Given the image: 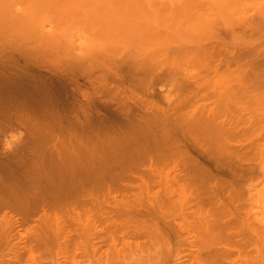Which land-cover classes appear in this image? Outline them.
<instances>
[{
  "label": "rangeland",
  "instance_id": "374dc122",
  "mask_svg": "<svg viewBox=\"0 0 264 264\" xmlns=\"http://www.w3.org/2000/svg\"><path fill=\"white\" fill-rule=\"evenodd\" d=\"M7 1H9V0H7ZM13 1L14 2H12V0H11V4L15 3V5H13V7H11V10L13 8V9H15L14 11L19 10V8H20V10H22V8L25 9L28 6H29L28 10H30L31 7L34 9V8L40 6L39 8H42V9H40V10H39V8L36 9L37 12L40 13V11L43 10V7H46V8L49 7L50 8V4H51L52 7L57 11V13H56V11L53 12L52 8L51 9L48 8V12H51V13L47 14L44 11L45 15H44V13L41 12L40 13L41 16H40L39 14H37V12L35 13V10H34L33 14H37V15H35L37 17L36 18L33 14H31L32 12L31 13L29 12L30 15H33L34 17L30 16L29 18L32 17L31 21H29L30 20L29 19L28 25L25 26L26 28L23 27L24 29L21 28L22 30L20 31V32L24 31L23 34H26L28 36H24L22 33L20 35V33H19V37L17 40L16 37L18 35L14 36V34H11V33H13V30H12V32L8 31L9 35L11 34L10 35L11 38L10 39L4 38L3 39L4 42H7L8 40H9L8 42H10V41L13 42V39H12V37H13V38H16L15 39L16 42L14 40L15 43H17V44L20 43L21 45L25 46V48H27V49H29V47H30V49L36 50L35 46H33L36 44V42L34 44H33V42L38 41V40H36L37 38H35V35L34 36H31V35H33L37 31H39V29H40V31L43 30V29H41L43 27L44 32L49 31V32L53 33L57 30V34L59 31L63 33V35H61L59 32V34L61 36H63L62 38L60 36V38L62 40L59 38L60 39V43H59L60 45H61V41L64 40L65 43L72 41V44L80 46V47H84L83 43H85V42L87 43V40H89V42L91 41L95 46H97L98 49L97 50L95 49L96 53L103 52L102 50H103L104 46L106 48V51H109V49L112 48L110 51H114V53L115 52L116 53L111 54L109 52H105L106 54L108 53L111 56V59H110L109 55L105 54V57L106 56H108V57L105 58V60H103V63L106 62L107 59L110 60V63L106 62L104 64L105 67H103L100 62H98V63H100V65L95 63V62H97L94 60L96 57L91 56V58H93L92 60L95 61L94 63L97 64V67H100V68H97V70L96 69L93 70L91 72V74L88 75L87 79L100 82L101 78H102L101 77L102 72L106 73L107 70H113V69L117 68V66H120V65L122 66V64H124L122 66L123 70H125V69L127 70V69L135 67L136 65H140L139 67H135V68H137L136 70L135 69L133 70V71L137 72L135 74H138V77H139V78H137V80H135L136 82L127 80L126 75H125L126 80H124L123 82H117L116 80L113 79L112 76H107L108 84L114 90L111 92L112 93L114 92L113 95H115V97H117V94H118L119 95L118 97H120V98L115 99L114 96L113 97L110 96L112 93L111 94L109 93V95L108 94L107 95L110 96L109 98H114L115 101L117 100L116 102H118V99H120L119 101H121V102L123 101V103H122L123 106H127V105H124V103H127V101L130 100V101H128V103L131 102L133 105L132 104H130V105L128 104V105L131 107H134V109H136V110H133V111H135L133 113V115L136 113L139 114V112H142L143 110L141 111V109H142L141 107H146L145 109H147L149 112H150V110L153 112L156 111V114H158V112L160 111L161 114L162 113L164 114V112L168 113L167 110L169 107L170 108L177 107L176 109H178V111H179V109H181L180 108V105H181L183 109H184V107L189 108V109H186L189 111L187 115L185 114V113H187L186 110L183 113V114H185V115H183V119L186 116V118H188V119L185 118L186 120L185 119L184 120L188 121V120H191L189 118H192L193 116L195 118H196V116H198L200 119H202L203 118L202 113H204L205 115L206 114L211 115L210 117H212V114L214 116L215 113H216L215 115H217L218 111H221V112H219V114L217 116L213 117V118H216L218 116L222 117L226 113L229 114L232 111L229 115L230 117L226 116L227 115L226 114V115H224L226 118H224V116H223V118L220 117V118L216 119V121L221 124V120H222V125H221L222 128H223V124L227 125L225 127H227V131L231 134V137L234 133H237L236 136H235V134L233 135V136H235V138L233 137L234 138L233 140H232V138H229L231 140L228 139L229 141H232L230 143L227 140H223V142L222 141L219 142L218 136H217V138L215 137L216 139L211 137L212 139L218 141V143L214 141L216 143V144L214 143V145H216V147L214 146L215 148H213L211 140L208 139L209 135L206 136V139H208V142L211 143V145H210V143H208L209 145L205 144L207 146L206 147L207 149H208V147L210 148V150L212 149V152L209 151L210 155L207 153L210 157L205 155L206 152H208V151H206L207 150L206 148H205L206 152H203V153H205L204 154L205 156H202V157L199 154H198L199 155V157H198V155L193 153L194 151H192L190 149L192 151V153H191V151H190V153L194 154L191 156L197 158L196 160L201 165L203 163L201 168L204 170L206 167V169L203 172H202V170H201V172L199 171L200 173H198V172L196 173L195 171H193L191 168L193 166H195L194 164H192V159H194V158L193 157H192V159L186 158L187 156L185 153H183V154H185V157H184V155H183V157H181V153L178 152L177 150H175L174 149L175 146L172 145L171 147H173L172 148L173 150H171V152L167 151V153H166V155L172 154V156L171 157H169V156L165 157L164 156L165 157L164 158V157H161V156H163V154H162L160 156V159L161 158H163V160L166 158L167 159H166V161L164 160V162L161 161L160 162L161 164L158 163L159 161H156L159 159L158 158L155 160L156 163L153 162L154 166L153 165L151 166V164L149 165L148 161H147V163L145 162L148 165L146 169H145L146 164H145V166L144 165L140 166L142 168H138L139 166L135 167V168H138V170H140V172L139 171L138 172H139V174L142 173V174H140L142 177L137 176V174H138L137 171L133 172L134 173V174H132L133 176H129L128 178H122L123 180L118 179L120 181L115 182V183H113L114 181L112 178L110 179L108 177L112 181L113 186H110L111 185L109 183L110 180L108 182L107 181H101L104 183L106 182L105 183L106 185H102V183H98L99 181L97 179H94V180H97V182H95V183L97 184V187L99 186L98 189H97V187H96V190L94 188L96 186V184L92 183V184H90L92 186H90L86 183L89 186V187H87L85 184V188H87L86 191L84 188L83 192H81V191H79V188H78L77 192H79V193L81 192V193L79 194L75 190V192L77 193L76 197H74V199H72V197H70L73 202L71 200H69L70 198L68 199L69 196H67V199L65 198L66 196L64 197V195H63V197L65 199L63 197L60 198L62 193L63 194L66 193V192L64 193V190L66 191L69 189L68 191H74V189L70 190V189H72L71 188L72 186L68 187L67 189L64 188V190L61 189L62 192L59 190V193L54 192L55 190L54 191L52 190L54 193L60 194L59 198H56L55 200H51L52 198L50 197L51 198L50 199L49 196H47V195L51 196L52 193H50V192H52V191H48L45 188V190H46V192H45V190L43 189L44 185L42 184L41 179H43V183L47 184L48 181H46V180L47 179L50 180L52 178V176L55 175L56 173L54 174L51 172L52 173V174L50 173L51 178L48 177L50 175L47 174V177H48L47 178L45 176L46 174H44V176H43L41 173L42 172L48 173L47 172L48 170L46 172L42 171V170L38 171V169L41 166L40 162L42 160L44 161V159H40V161H37V162H39V164L38 163L35 164L36 166L34 165V163L30 164V162H29V165L27 162L25 165V161L23 160L22 162L24 164L22 163V165H24L25 167L20 165L22 167V169H21L20 167L17 166L18 168H20V169H18V168L16 169L18 172L16 170H14V172H12V174L16 173L15 175L14 174L12 175L11 173L9 175H7L8 173L5 172L6 173L5 174L3 171L0 170V178L1 179L4 178L5 185L7 184V186H11V187H9L11 189L14 186L13 190L15 189V186H18L15 189L17 191V193H19L21 191V189L23 188L22 192L19 193V195L20 196L22 195V197H23L22 200L26 196L27 201L31 203V201H36L35 198H36V195L38 194L37 195L38 198H39V196L40 197L45 196L46 200L50 201V202H48L49 204L44 203L43 207H40L37 205L35 208H33V210H31L32 209L31 207L33 206V204H31V207H29L30 210L27 207L28 205L27 204H26L27 206L25 205L27 207V211L24 209H23L24 211H21L20 207H19V209H15L14 211L13 210L10 211L9 208H7V209H9L7 211H6V209H5V211H4V209L0 210V232L6 230L7 233L11 236V239L13 240V242L19 244V248H20V246L21 247L25 246V249L22 251L23 261L27 260L25 264H30L29 258H31V257L34 258V260H33L34 264H84V263L85 264L86 263L87 264H99L98 261H95L99 256H101L102 264H108V263L109 264H135V263L139 264V263H141V262H139V260L142 261V259H140V256H141V258H142V256H144L143 259H145L146 258L145 256L148 257V255H149L151 258L152 255H154V254L156 255L155 256L156 259H155V257H153V260H152V262L154 264H174L175 259L180 258L181 255H183L182 257H184L182 260L183 261L186 260L184 262V264H187V263L193 264V263H195V260L192 261V259L190 260V257H189L190 261L188 262V257H187L188 254L189 255L190 254L195 255V254H197V250H198V252L201 254V256H203V257L207 256L206 254H208V252L210 251V250H208L210 247L208 248L206 245H208L207 244L208 242L214 241L215 239L217 241L222 242V244H223V245L220 244L221 246L220 245L216 246L217 249L222 248L223 246H226L227 249H228V247H230L229 249L231 252L229 251L228 254H229V257L233 261H235L234 264L235 263L236 264H264V262H263L264 261L263 260L264 259V257H263V255H264V251H263V249H264V246H263L264 245L263 244L264 243V221H263L264 220V213H263L264 212V202H263L264 201V195L262 196V194L264 193V168H263L264 167V67L258 69L259 70L257 73V75L259 76L258 77L257 75L251 74L248 71L249 70L248 66L243 64L244 61L247 62V60L248 61L249 60H251V61L264 60V45H263L264 44V33L262 34V32L259 30L261 33L258 34V32L256 31V33L258 35L255 33H253V34H255V38H258V39H255V38L252 39L254 37V35L248 36V34H247L248 29L246 28L247 33H246V29H244V27H246V25L245 26L239 25L241 22L240 23L238 22L239 24L236 26L235 25L236 23L234 24V22H232L234 24V28L233 27L232 28H233V30H235L232 33H234L236 35H237V33L242 34L243 33L242 31L245 30L244 31L245 36H243V34H242V36H241L242 39H240L241 37L239 35H237L239 41L237 42V40H235L233 38L236 41V42L235 41L233 42V40L231 39L232 38L231 36H233V35L231 34V36H230V33L233 30L230 28L231 22L229 23V21H230L229 19H231V21H234V20H232V18L233 19L236 18V17L234 18L232 16L233 12L229 13L228 15L226 14L225 16H220V17H222L221 19L223 21H225V23L227 24L226 26L224 25V27L220 26L221 23H220V21L218 22V20H217L219 18L216 17L218 15L213 14L212 11L210 13V10H208V11L211 15L210 16L207 15V16H209L210 19L208 17H207L208 19L207 18L201 19V16L203 15V13L205 12L204 15H206L208 12L206 13V11H204V10H207L206 6L203 7L204 12H202V10H201L202 6H204L205 4L204 5H202V3L200 4V0H198L199 2L197 0H183L184 4L178 3V5H176V3H174V2L175 1L178 2L179 0H175V1L173 0L174 2L172 0H130V1L126 0L128 2H133L135 5L133 3L126 2V3H123L124 5L120 6V8L117 7V8H119L118 10L123 11L124 8L127 6H134V7H127L128 9L125 8V10H127L126 12L128 13V14H126L128 17V18H126L127 23L124 22L125 25H127L129 23V21H128V19L130 18L129 16L132 15L128 11L130 9L133 10V8H134L135 10H133V11H136V14L134 12L133 13H134V15H137L138 17L135 18L136 21H134V19L131 18V19H133L132 21L137 23L136 25H139V23L142 22V27H144V28H142L141 25H139V27H141V28H136L137 30L139 29L138 36H145V35L147 36L149 33L151 35V32L154 34L157 31H159L157 33L160 35L156 34L157 36H155V34H154L153 38L149 37L150 42H149V40L147 42V40H146L147 38L146 39L145 38L138 39V36L136 35L133 38L134 42H136V43L132 42V40L127 39L128 36L123 35V36H125V39H127L126 42L128 43V44H126L125 42H123L124 43L123 44V43H121V41H123L122 39L121 40L118 39L120 41H118V40L112 41L113 38H111V37L108 38V36H105L107 38L105 40L103 37L104 30L106 29L105 24H111L113 27H109L108 29H111V30L115 29L114 30L115 32H117L116 30L121 29V24H119V22H117V20L111 19V18L115 17L114 13H116L115 11H117V9H114V8H116L114 6H116L117 3H114L116 5H112V6L110 5L111 9L112 10L114 9L113 12L110 11L113 16L111 18H107L104 15L103 11L104 12H108V11L100 9V8H104L105 4H102V6L98 7L99 5H96L94 3L95 2L94 0H87V2H85L86 0L85 1L83 0V2L78 1V3L81 4V5H79L80 8L81 7L87 8L88 7L83 12L87 11L91 7L92 12L94 11L95 14H98L97 16L91 15L92 13L91 14H82L83 12H77L78 15H75L76 14V6H78V4L76 6H73L77 2V1L75 2L74 0L72 1L73 3L75 2L74 4L71 2V0H45V2L48 1L49 5H48V3H46V5H48V6H45V3L44 4L42 3L43 5L40 4L38 6L37 4H39L41 2H39V3L37 2L36 6H34V5H31L32 3L29 0H16V1L13 0ZM33 1H35V0H33ZM40 1H42V0H40ZM96 1H98V0H96ZM108 1L110 2L111 0H108ZM115 1H118V3H120L122 0L121 1L115 0ZM135 1H137V2L135 3ZM145 1H146V3H145ZM170 1L173 2V4H171ZM187 1L190 2V4L186 3ZM250 1H252V2H251V4H249V6H248L249 9H247V11L243 8L246 5H243V6L241 5L242 7L240 6L242 8L241 9L242 12H241L240 8H238V10H240L239 12H241L240 13L241 16L239 15V12L234 11V14H235V12L238 13V17H243L242 15L246 14V16L244 15L245 18L243 17L244 19H242V20L238 17L236 18V20H238V21H239V19H240V21H243L244 22L243 24H245V21H246V23L251 22V18H253V20H254L255 19L254 13L255 12L258 13V10H259V9H257V7L262 6V3L264 4V0L263 1L261 0V2L259 0H256L255 3H253L255 0H250ZM250 1H247V2L250 3ZM0 2H1L0 6H2V2H5V0H3V1L0 0ZM25 2H27V3H25ZM109 2H106V3H109ZM111 2H114V1H111ZM122 2H124V1H122ZM169 2H170V4H169ZM247 2L245 4H248ZM85 3H89V4H85ZM111 4H113V3H111ZM128 4H130V5H128ZM181 4H183V6ZM118 5H121V4H118ZM136 5H138V6H136ZM79 6L77 8H79ZM106 6H107V8H104V9L110 10V7L108 6V4H106ZM3 7H0V8L5 9ZM70 7L71 8L73 7V9L71 11H70ZM74 7H75V11H74L75 13L72 14L71 12H73ZM263 7L264 6H262L261 8H263ZM192 8H194L195 10H192ZM261 8H260V11L263 10ZM79 9L77 11H79ZM91 9H90V11H91ZM176 9H177V11H176ZM28 10H26L27 13H28ZM140 10L141 11L143 10V11L139 12ZM95 11L98 13H96ZM195 11H196V13H195ZM198 11H200V12H198ZM52 12H53V14H52ZM126 12H124V13H126ZM197 12L199 13L198 15H200V13H201V16H199V19H198V20L201 19V22L198 20L194 21L193 19H191L192 20L191 21L188 19L189 17H193V16H195L193 18L197 19L198 18V17H196ZM54 13L55 14L61 13L63 15V16L61 15V17H63L64 19L62 20V18L59 17L60 16V14H59V15H57L60 18V20H59V18ZM85 13H89V12H85ZM188 13H189V15H187ZM51 14L53 16L54 15L55 16L53 17ZM108 14H110V13H108ZM129 14H131V15H129ZM147 14H150V15H147ZM179 14H180V16H179ZM183 14H186V16H187L186 18L188 19L187 21L185 20L186 18L184 19L185 15H183ZM192 14H195V15H192ZM258 14H259V17H262V15H263L262 11L259 12ZM87 15L89 17L88 18L89 21L90 20L97 21V18H99L98 21L100 23L99 22H96V23L100 24V26H101L100 31L97 30L98 28L96 27L99 24L94 26V24H91L92 22L89 23L88 20L85 21L84 18H86V17L82 18V16H87ZM172 15H174L173 18H172ZM230 15L232 16V18ZM257 15H256V17H257ZM74 16H75V18H74ZM79 16L81 17V20L79 19ZM116 16L120 17L121 15L116 14ZM148 16H151V18H149ZM211 16H214L217 19L211 18ZM228 16H229V18H228ZM234 16H237V15H234ZM252 16H254V17H252ZM203 17H205V16H203ZM72 18H74L76 21ZM139 18H141V19H139ZM171 18H172V20H171ZM182 18L185 20L186 25L188 27H193L194 22H198V23L200 22L203 24L205 23L204 25H206V26H204L205 27L204 30H202V28H200L201 31H204V32H200V33L197 32L198 30L200 31L199 27H198V29H196L195 28L196 26H194L192 29H188V32L191 35L193 33H195V31L197 32V34H195V35H197L196 37L193 35V40H194V38L196 40L191 42L188 39L191 43L190 42L188 43L187 42L188 40L186 41V36H189V34H187V32H186V35H185V32L183 33V31H182L186 27L185 28L183 27L181 29V27H182L181 24H183L182 22H184ZM227 18H228V20H227ZM77 19H79V20L77 21ZM115 19H117V18L115 17ZM146 19H147V22H146ZM180 19H182V20H180ZM213 19H216V21L218 23ZM33 20L35 22H38V24H40V25H38V26L36 25V27H35L34 25L37 23L34 22V24H33ZM120 20H121V17H120ZM120 20H118V21H120ZM148 20H149V22H148ZM161 20L163 21V24L166 23L165 21L169 20L168 21L169 25L172 23L173 20L175 22L177 20L176 24L178 23L179 26H177L178 28H176V26H174L175 27L174 29L176 31L173 30V31H175V32H173V31H171L173 28L172 29L169 27L166 28L168 23H166V26H163ZM202 20H204V22ZM210 20L213 22H216V24L212 22L213 25H215L216 27L213 25L212 26L210 25V22H211ZM101 21H102V23H101ZM188 21H189L190 26L188 24ZM30 22H32V24ZM93 23H95V22H93ZM198 23H196V24H198ZM89 24H91V25L89 26ZM131 24H133V23H131ZM131 24H129V25H131ZM144 24L146 26L148 24L149 25L147 27H145ZM173 24L175 25L174 22H173ZM217 24H219L220 27ZM32 25H33V27H31ZM159 25H162L164 28L162 26H159ZM207 25L213 27L214 29L216 28V29L212 31L213 28L207 27ZM170 26L173 27V25H170ZM200 26H202V25H200ZM227 26L230 29L225 28ZM30 27L33 28L32 29L33 31L31 30ZM91 27H93L92 30H91ZM37 28H38V30H36ZM133 28H135V27H133ZM94 29H96L97 31H95ZM153 29H154V31H153ZM208 29H211V31L214 33L216 31L217 33L213 34ZM242 29H244V30H242ZM137 30H135V31H137ZM25 31H28L29 34ZM93 31H95L96 33L101 32L102 38H99L100 33H98L99 34V37H98V34H94L95 32H93ZM108 31L109 30H107V31L105 30L106 34H108L107 33ZM148 31H149V33H147ZM14 32L16 33V31H14ZM111 32H113V31H111ZM30 33H32V34L30 35ZM137 33H138V31H137ZM145 33H147V34H145ZM164 33H167V34H164ZM109 34H110V36H112L110 31H109ZM113 34H115V33H113ZM182 34H183V36H182ZM5 35H6V33H5ZM7 35H8V33H7ZM162 35H163V38L161 37ZM201 35L203 36V38L200 37ZM205 35L209 36V38L208 37H207L208 39L204 38ZM29 36H31V37L29 38ZM158 36H160V37H158ZM179 36L181 37L182 40L180 39ZM24 37H27L28 40L26 41V38H24ZM32 37H34L35 40H34V38L32 39ZM112 37H114V36H112ZM116 37H118V35H116ZM116 37H114V38H116ZM198 37H200V38H198ZM211 37H213L214 39H210ZM217 37H219V39L223 42L222 44L217 43V41L215 40ZM6 38H7V36H6ZM65 38H68V39L66 40ZM183 38L185 40H183ZM101 39H103L105 41L104 45L102 43L103 40H101ZM125 39H124V41H125ZM199 39H203V40H201V42H200ZM243 39H245V40L248 39L247 40L248 43H247V41L245 42V40H243ZM3 40H1V42L4 44ZM32 40H33V42H32ZM151 40L154 42L155 45L152 43ZM19 41H21V42H19ZM107 41H109V42H107ZM116 41H118L119 43H116ZM129 41H131L134 44H130L131 42H129ZM182 41H183V43H182ZM23 42H25V43L23 44ZM141 42H144V43H141ZM30 43H32V44H30ZM69 43H71V42H69ZM147 43H148V45H147ZM150 43H152V44H150ZM215 43H217L218 45ZM233 43H235V45H233ZM244 43H246V44H244ZM25 44L26 45L28 44L27 45L28 47ZM135 44H137V45L139 44L138 48L135 47ZM229 44H230V48L228 47ZM236 44H239V45H236ZM248 44H250V45H248ZM37 45H39V43ZM60 45H59L58 50L61 49L60 47H62ZM140 45H141V47H140ZM201 45L204 47L207 45V47H208V48L206 47L207 50L202 48ZM216 45L219 47L221 45V47L218 48ZM246 45H248V46H246ZM31 46L34 48H32ZM53 46H56V48ZM198 46L199 47L201 46V48H199ZM225 46L228 48V50H230L231 53L229 51L228 52L226 51ZM57 47H58L57 45H52L50 47L47 46L46 47L47 49H44L45 53H43V55L37 54V57L35 56L36 58H33L34 60L36 59L35 61H33V63L35 62V63H37L35 65L42 66L41 68L45 67V69H54L57 67H59V68L60 67L61 68L66 67L67 64L69 65V62L67 61V59L60 57L59 55L58 56H52V55L58 53ZM100 47H103V48H100ZM143 47H145V48H143ZM148 47H150V48H148ZM187 47L190 50H192V52L189 50L191 52L190 55L187 54V52L189 53ZM195 47H197V48H195ZM233 47H235V48H233ZM239 47H241V48H239ZM247 47L253 48L254 52L252 53V56L250 58L240 62L239 64L238 63L236 64V65H240V68L244 69L245 72H242L239 67H238L239 68L238 69L234 62H233L234 64L229 62L228 66H227L224 64L225 61L223 60L224 61L223 62L221 60V58L222 59L227 58V55H224V54L229 53V54L233 55V54H236V50L242 51V53H243L244 51L246 52V49L248 50ZM23 48L24 47H22L21 49L24 50ZM36 48H37V46H36ZM54 48L56 49V51H55L56 53H54V51H53V50H55ZM139 48H142V49L140 50ZM209 48H212V51L215 48L216 53L220 52L219 54H222L221 56H217L219 54L213 53L216 55V57H219L218 60L221 61L224 65L221 66L222 63H220L218 61L220 64L218 62H217V64H219L220 67L217 66V68L213 69V67L215 65H217L216 64L217 58L215 59L213 57L214 55H212V54L209 55L210 59H209V56H207V57L205 56V55L209 54L208 52L212 53V51H210ZM224 48H225L226 53L224 52V54H223ZM251 48H249V51L252 50ZM21 49H19V50H21ZM113 49H116V50H113ZM118 49H119V51L117 52ZM144 49H146V50H144ZM217 49H219V50H217ZM46 50H48L49 53H51V55L48 53V51L46 52ZM50 50H52V51L50 52ZM135 50L138 52H136ZM185 50H187L186 53H184ZM232 50H234L233 53H232ZM182 51H183V53L181 55ZM177 52H179V53H177ZM198 52L199 53L201 52L203 54L200 55ZM46 53H48V55ZM59 53H60V50H59ZM96 53H93V56ZM170 53H171V55H170ZM238 53H240V52H238ZM138 54H139V56L142 54L141 57H139ZM112 55H115V56H112ZM211 55H212V58H211ZM223 55L225 56V58H223L224 57ZM131 56H133V57H131ZM177 56H178V58H177ZM88 58H90L89 55H88V57L86 56V58H84L82 62H84V63L90 62L91 58L89 60H87ZM96 59H98V58H96ZM139 60L145 61V62L141 63V61H139ZM148 60H150V61H148ZM211 60L213 61L212 62L213 65L211 64V62H209ZM137 61H139V62H137ZM122 62H124V63H122ZM90 63H92V62H90ZM117 63H119V64H117ZM127 63H129V64H127ZM163 63H164V65H163ZM108 64L110 66H108ZM111 64L115 65V66H112ZM128 65L130 66L129 68H128ZM144 65L146 66V68ZM226 66H227V68H226ZM111 67H113V68H111ZM140 67H142V68H140ZM218 67H219V69H218ZM100 69H102V70H100ZM144 69L145 70L147 69V71H149L150 73L147 72V74L144 75L145 73H142L143 71H145ZM128 71H130V70H128ZM123 72H125V71H123ZM87 79H85V78L79 79L78 82L83 87V89H85V91L90 92L91 88L89 87V85L87 83L88 82ZM181 79H182V81H181ZM253 82H254V84H253ZM250 83H252L254 87L252 86V84H251V86H249ZM99 84L101 85V83L97 84L98 89H99ZM182 85L184 87H182ZM100 88H101V86H100ZM116 88H120V91H118L117 94H115ZM232 89H233V91H232ZM101 91H103V90H100V92ZM191 91H193V92H191ZM98 93H99V90H98ZM225 94H227L226 98L224 96ZM141 99L143 100V102ZM125 100H127V101H125ZM132 100H133V102H132ZM144 101H146V104L148 101L149 106L146 105ZM180 101H181V103H180ZM187 103H190V104H187ZM169 104L172 106H170ZM109 105H111V103ZM176 105H179V106H176ZM184 105H186V106H184ZM150 106H152V109L149 110ZM155 106H156V108H155ZM137 107H140V108L138 109ZM170 108H169V111H170ZM101 109L102 108H100V113H102L101 115H104V114H106L105 116L113 115V113L110 114L105 109H102V110ZM173 109H171V110L173 112H176L175 111L176 109L175 110H173ZM147 110H145V111H147ZM163 110H164V112H162ZM214 110H216V112ZM181 111H179V112H181ZM201 111H202V113H201ZM160 112H159V115H161ZM211 112H212V114H210ZM168 114H170V112ZM141 115H142V113H141ZM119 117H122V116H117L114 118L118 119ZM129 117L133 118L134 116L130 115ZM129 117L120 118V120H116V122H114L115 119L113 120V118L108 117L110 119V125H111L110 130H113V131L117 130V132H115V133H119L120 137L125 136L128 138L130 136L129 134L131 133V135H132L133 131H130L128 134L126 131L127 129H125V127L124 128L121 127V121L126 123L127 122L126 120L131 119ZM208 117L209 116H207V119H208ZM199 118H196V119H199ZM205 118H203V119H205ZM227 118H229L228 119L229 121L226 122ZM117 122H119V123H117ZM188 122L190 123L192 121H188ZM217 122L215 123V125L217 124ZM228 122L233 123L232 126ZM114 125H115V128L112 129V127H114ZM228 126H229V128H228ZM218 127H220V126H218ZM231 127L237 128V130H235L236 132H234V130H233L235 128L232 129ZM131 129L133 130L134 128H131ZM2 130L3 131L0 132V160L1 161H3V160L5 161V158H8L7 156L12 155L15 150L19 149L21 146H23V144L25 145L31 138L33 139L34 134H35V133L30 132L27 128H23L21 126H15V125L11 126L9 128L5 127ZM98 130H94V131L101 132L100 130L99 131ZM128 130H129V128H128ZM94 131L88 132L87 134L91 133L90 135H93ZM113 131H108V132L106 131L107 134L109 135V137L106 136V134H104L105 131H102V133H100L103 135V136L101 135V137H104L103 139L105 141L101 137H98L100 135L96 134V135H98L97 138L102 139V141L99 140V141H101V145L99 143H97L101 147L96 145L93 142L94 145H96L97 147H100V148L104 147L103 141L106 142V139L111 140V137L113 136L112 134H115V133H112ZM225 132H226V130H225ZM133 133H135V131ZM202 133H203V130H202ZM205 133L208 134V132H205ZM61 134L65 135L66 132H62ZM71 134L70 135H71V137H73L72 140L74 139V143H71L72 140L71 141H70V139L68 140V137H67L68 135L67 136L65 135V136L67 137L66 139L70 142H68V141L65 142L64 137L61 141L63 143L61 144V142H60V144H61L60 147L61 146L64 147V151L68 150V147L70 149L71 145L74 146V145H78L79 143H81L80 145H78L81 147V145L83 146V144L86 145L85 142L90 141V140H86L85 142H83V139H85V135H84L85 133L80 134V135H84V136H82L83 138L80 137V139L79 138L77 139L75 137V134L74 135H73V133H71ZM96 135L91 136V138L94 137L96 139ZM116 135H115V137H116ZM119 135H117V136H119ZM188 135L191 136L190 134H188ZM188 135H186L184 137H187ZM105 136L108 138H106ZM212 136H215V135H212ZM120 137H118V140ZM193 137H191L192 139L190 137H188V140H189V138L191 140H193ZM202 137H205V136H202ZM196 138L198 140L200 137L199 138L196 137ZM219 138H222V137H219ZM114 139H115V141H114V143H115L117 137ZM114 139H112L111 141H113ZM180 139H181L180 143L184 142V140H185L184 138H183L184 140H182V137ZM118 140H117V142L120 143ZM201 140H203V139H200L198 142H200ZM94 141L96 142L97 140H94ZM203 141H206V140H203ZM203 141H201L200 142L201 144H199V145H202ZM108 142L110 143V145L113 144L110 141H108ZM185 142L184 143L187 144V146H188L189 142H187V140H185ZM198 142L196 141V143H198ZM64 143H66V146H64ZM67 143H69V144L67 145ZM178 143H179V141H178ZM180 143H179V145L182 144V143L181 144ZM196 143L193 142V144H190L189 148ZM221 143H223V145ZM90 144L91 143H89V145H88L89 147H90ZM115 144H117V143H115ZM203 144H204V142H203ZM110 145L108 146V150L111 147ZM183 145L184 144H182V147H185ZM96 146H94L95 149H98ZM204 146H203V148H204ZM210 146H212V147H210ZM29 147L32 149L33 152H35V154H37L38 151H40L41 149L43 151L44 150L47 151V153L45 155L46 156L45 158L47 159L50 157V155L48 154V150L52 149V143L47 144V149H46V147H45V149H43L42 147L38 148L39 146L38 147L29 146ZM91 147H93V146H91ZM105 147H106V144H105ZM113 147H114V144H113ZM220 147H221V150H220ZM36 148H38L39 150ZM189 148H187V149H189ZM203 148L201 146V148H199V149L203 150ZM83 149H85V147ZM83 149H81V150H83ZM95 149H93V151H95ZM104 149L105 148H102L103 151H104ZM199 149H197V150H199ZM42 150L38 154H41ZM87 150H88V148H87ZM194 150H196V149H194ZM36 151H37V153H36ZM91 151H89V152H91ZM93 151H92V153H93ZM103 151H101V153ZM82 152L87 153V151L86 152L82 151ZM97 152H100V151H97ZM107 152H109V151H107ZM199 152H201V151H199ZM104 153H105V151L102 153V155ZM178 153H180V154H178ZM98 154H100V153H98ZM177 154H178V156H177ZM79 155L77 154L76 157H73V159H75V160L84 159V158H82L83 157L82 155H80V157L78 158ZM84 155H86V156H84L85 158L86 157L91 158V159L95 158L94 154H91L93 156H90V154L88 156H87V154H84ZM43 156H39V157L41 158ZM98 156H100V155H97V157ZM173 156H175V157H173ZM205 157H207V158H205ZM173 158H175L176 161H174ZM180 158L181 159L183 158L182 161ZM168 159L170 161H168ZM46 161H44L42 163L47 164ZM213 162L216 163L218 166L214 167ZM204 164H205V166H204ZM183 166H186L187 168L186 167L183 168ZM43 167H44V165H43ZM262 168H263V170L261 172ZM142 169H143V172H141ZM34 170H35V172H34ZM134 170H137V169H134ZM38 172H40V173H38ZM207 172L209 174H207ZM31 173H32V175H31ZM34 173H36V174H34ZM37 173L41 174V177H42L40 179L41 181L39 180V178L35 177V176H38ZM143 173L144 174L148 173V177H147V174L144 175ZM150 173H151V175L149 176ZM205 174H207L206 178H204ZM2 176H3V178H2ZM145 176H146V178H145ZM34 178H35V180H33ZM53 178H55V176H53ZM102 178L103 177H101L99 180H103ZM33 181H35V182H33ZM121 181H123V182H121ZM11 182H12V184H11ZM56 182H58V180ZM59 182H61V181L59 180ZM33 183H35V184H33ZM37 183H39L40 185ZM101 185L104 187H102ZM125 185H128V186H126L128 189L127 188L123 189L121 187V186L125 187ZM150 185H151V187H150ZM41 186H42V188H41ZM75 186H73V188H76ZM107 186H110V187L115 186L116 188L112 189V188L107 187ZM100 187H102L101 189H103V190H101ZM119 187H120V189H119ZM9 188L7 187V189H6L4 187V189L6 191H4V192L2 191L3 193L1 192L3 196H7L6 194H8ZM37 188L39 189L38 192H37V190H38ZM88 188L89 189L91 188L92 190L90 189V191H89ZM109 188H110V190H109ZM105 189H108L109 193L107 192L108 190H105ZM164 189H168V190L166 191ZM134 190H137V191H134ZM25 191L28 193H26ZM110 191H112V192H110ZM39 192L41 193V195ZM84 192H86V194ZM165 192L166 193L168 192V193L166 194ZM32 193L35 195V196L33 195L34 198H33V196L31 198L29 197L32 195ZM67 193H70V192H67ZM93 193H95V194H93ZM15 194H16V192H15ZM70 194H71L70 196L75 195V193H72V192ZM87 194H88V196H87ZM77 195H78L79 199L77 198ZM259 195H261V196H259ZM259 197H260V199L262 198L263 200L260 201V199H258ZM26 198L23 201V203L21 204L22 208H25L24 203L26 201ZM29 198L31 201L29 200ZM66 200H67V202H66ZM74 200L80 201L81 203L78 204ZM85 202H87V203H85ZM30 203H29V205H30ZM259 204H262V205H259ZM73 205H74V207H73ZM80 205H83V206H80ZM153 207H155V208H153ZM216 209H217V211H216ZM256 209H258V210H256ZM15 211H17V212H15ZM210 213H212V214H210ZM215 213H216V215H215ZM259 214H260V216H258ZM217 217H220L221 219L217 218ZM134 222H136V223H134ZM260 222H262V223L260 224ZM137 223L139 225H137ZM201 224H202V226H199ZM215 224H216V226H221L224 229H227V231L225 230L224 231L225 233L211 234L210 235L208 233L206 234L204 228L202 229V227H204L206 225H208V226L214 225L215 226ZM196 227L198 229H202V230H200L201 233L198 231V229H197L198 232L195 233ZM262 228H263V230H262ZM120 230H121V232H119ZM192 230H194L195 232H193ZM107 232H109V235L107 234ZM198 233H200V234H198ZM201 234H203V235L205 234V236L210 238V240L208 238H206L205 236H201ZM222 234H223V236L226 235V239L224 237H222ZM214 235L217 238L218 237H220V238L219 239L214 238L215 237ZM103 236H106V237H103ZM117 236L119 237L118 239L115 238ZM126 236H127V238H126ZM211 237H213L214 240H212ZM103 238H105V239H103ZM223 238L225 240H222ZM227 238H229V239L227 240ZM84 240H85V242H84ZM199 240H200L202 245L199 244ZM78 241H80V242L82 241V242L80 243ZM182 241H184V242H182ZM33 242H34V244H32ZM174 242H175V244H174ZM96 243H99L97 245V248H99V249L102 248V249H100V251H97V252L92 254L90 252L89 246H90V244H96ZM236 243H239L240 245H238ZM151 244L155 245V248ZM195 244L196 245L198 244L199 246L198 245L196 246ZM108 245L111 247H109ZM146 245H149V246H146ZM164 245H166L165 248L168 247L169 249L168 248H167L168 250L165 249ZM30 246H31V248L33 247L32 251L29 250ZM77 246H79V247H77ZM151 246L153 247V249ZM157 246H160V247H157ZM259 246H261L262 249ZM46 247H48L49 249ZM81 247H83V248H81ZM104 247H105V249H104ZM109 248H111V249H109ZM149 248H150V250H149ZM199 248H201V251ZM156 249H158V250H156ZM176 249H178V250H176ZM212 249H211V251H212ZM153 250L155 253L153 252ZM40 251H41V253H40ZM205 251H207V252H205ZM260 251H261V253H260ZM118 252L119 253L121 252L120 255ZM144 252L146 255L142 254ZM148 252H149V254H148ZM137 253L139 256H137ZM156 253L159 254L160 256H158ZM204 253H206V254L204 255ZM94 254H95V257L92 256ZM40 255H41V258H38ZM72 255L75 256L74 258H76L77 256L78 257L76 259H73ZM85 255H90V256H85ZM103 255H104L105 259H103ZM133 255H136V256H133ZM111 256H112V258H111ZM114 256H115V258H113ZM128 256H130V257H128ZM126 257H127V259H126ZM120 259H123V261ZM124 259H125V262H124ZM157 259L160 260L161 262L158 261ZM127 260H130L131 262L127 261ZM111 261H113V262L111 263ZM144 261L145 260H143V262ZM191 261H192V263H191ZM127 262H130V263H127ZM152 262L150 261V262H147L146 264L152 263ZM144 264H145V262H144Z\"/></svg>",
  "mask_w": 264,
  "mask_h": 264
},
{
  "label": "bare ground",
  "instance_id": "6f19581e",
  "mask_svg": "<svg viewBox=\"0 0 264 264\" xmlns=\"http://www.w3.org/2000/svg\"><path fill=\"white\" fill-rule=\"evenodd\" d=\"M3 1V0H2ZM16 1V0H15ZM32 4L31 5H34V6H36V3L38 2H41V3H39V4H37L38 6L40 5V4H44L45 3V6H48L49 5V3H48V1H46L45 2V0H42V1H40V0H35V1H33V0H29ZM73 0H71V2H72ZM75 2H76V4H74L73 2V6H76L77 4H78V6L79 5H81V4H79L78 3V1L80 2V1H82L83 2V0H74ZM85 1V0H84ZM95 2V4L96 5H99L98 7H100V6H102V4H105L104 6V8H107V6H106V4H108V6L110 7V5L112 6V5H116V4H114V3H117V5L116 6H114V7H116V8H114V9H117V11H115L116 13H114L115 14V17L117 18V19H115V17L114 18H111L113 15L111 14V12H113L114 11V9L112 10L111 9V7H110V10L109 9H104V8H100L101 10H106V11H108V12H104L103 11V13H104V15L107 17V18H111L112 20H117V22H119V24H121V31L120 30H116L117 32H115L114 30L115 29H113V30H111V29H108L109 27H113L111 24H105V30L107 31V30H109L110 31V33H111V35L112 36H114V37H116V35H118V37H116V38H114V37H112V36H110V34H109V31L107 32L108 34H106V32H105V30H104V34H103V37H104V40L105 39H107L105 36H108V38L109 37H111V38H113L112 39V41H115V40H118V39H122L123 41H121V43H123V42H125L126 44H128L126 41H127V39H129V40H132V42H134V37L137 35L138 36V34H139V29L137 30L136 28H141L142 27V22L141 23H139V25H141V27H139V25H136L137 23H135V22H133L132 20L134 19V21H136L135 20V18H137L138 16L137 15H134V13L136 14V11H133V10H135L134 8H133V10L132 9H130L128 12L129 13H131V14H129V15H131V16H129L130 18V20L128 19V21H129V23L127 24V25H125V23L124 22H126L127 23V19L126 18H128L127 17V15L126 14H128L126 11L127 10H125V8H127V7H134V6H127V7H123L124 8V10L123 11H121V10H118L119 8H120V6H122V5H124L123 3H126V2H128V1H126V0H122V1H124V2H122L121 0H119V1H121L120 3H118V1H115V0H111V1H114V2H109L108 0H98V1H96V0H94ZM103 1V2H102ZM130 1V0H129ZM173 1V0H172ZM175 1V0H174ZM173 1V2H174ZM198 1V0H197ZM247 1H250V0H200V4L202 3V5H204V6H202V12H204V11H206V13L208 12L209 13V11L208 10H210V13H211V11L213 12V14H215V15H218V16H216L217 18H219V19H217L216 17H214V16H211V18H216L217 20H218V22L220 21V23L222 24H220V26H223L224 27V25L226 26L227 24L225 23V21H223L221 18L222 17H220V16H225L226 14L228 15L229 13H232V16L235 18H237L238 17V13H236V12H239L242 8V6L243 5H246L245 7H243L246 11H247V9H249V4H251V2L252 1H250V3H248ZM260 2H261V0H259ZM263 1V0H262ZM7 2V3H6ZM12 2H14L13 0H12ZM35 4H34V3ZM85 2H87V0L85 1ZM98 2V3H97ZM106 2H109V3H106ZM137 1H135V3H136ZM148 2V1H147ZM171 2V1H170ZM170 2H169V4H170ZM173 2H171V4H173ZM199 2V1H198ZM248 3V4H245V3ZM256 2V0L253 2V3H255ZM259 2V3H260ZM1 3V2H0ZM17 3V2H16ZM25 3H27V2H25ZM46 3H48V5H46ZM100 3V4H99ZM111 3H113V4H111ZM128 3H133V2H128ZM145 3H146V1H145ZM174 3H176V5H178V3H183L184 4V1L183 0H179L178 2H174ZM186 3H188V4H190V2H186ZM4 4V5H3ZM11 0H9V1H7V0H5V2H2V6H0V7H3V8H5V9H2V8H0V132L1 131H3L2 129H4L5 127L6 128H9V127H11V126H21V127H23V128H27L30 132H32V133H35L34 134V138L32 139H30L25 145L23 144V146H21L19 149H17V150H15L14 152H13V154L12 155H10V156H7L8 158H5V161L3 162V161H1L0 160V170L1 171H3L4 173L6 172V173H8L7 175H9L10 173L12 174V172H14V170H16L18 167H20L21 169H22V167L20 166V165H22V161L24 160L25 161V165H26V162L28 163V165H29V162H30V164L32 163H34V165L35 164H39V162H37V161H40V159H44V161H46V163L47 164H43L42 162H44L43 160L40 162L41 164V166H40V168L38 169V171H40V170H42V171H47L48 173H41L43 176H44V174H46L45 176L47 177V174L48 175H50V173L52 172V173H56L55 175H53V176H55V178H53V176H52V178H51V175L50 176H48V177H50L51 179L49 180V179H45L46 181H48V185L46 184V183H43V179H41L42 177H41V174H38V173H40V172H38L37 174H38V176H35V177H37V178H39V180L41 179L42 180V184L44 185V190H45V188L48 190V191H54V192H57V193H59V190L62 192V190L61 189H63L64 190V188L65 189H67L68 187H71L72 189H70V190H73L74 189V191H68V190H64V193L66 192H72V193H75V195H72V196H70L71 194L70 193H65V194H63L62 193V195L60 196V198L61 197H63V195H64V197L67 199V196H69L68 197V199L70 198V197H72V199H74V197H76V194L77 193H79V192H77L78 191V188H79V191H81V192H83V190H84V188H85V184L87 183L88 185H90V184H92V183H94V184H96L95 182H97V180L99 181L98 183H102V185H106L104 182H101V181H109L111 178L113 179V183H115V182H118V181H120L122 178H128L129 176H133L132 174H134L133 172H135V171H139L140 172V170H138V168H142V167H140V166H145V164L147 163V161H148V164L150 165L151 164V166L154 164L153 162H155L156 163V161H159L158 163H160L161 161H163L164 162V160L166 161V159H164L163 160V158H161L160 159V156L163 154V156H161V157H171L172 156V154L170 155H166V153H167V151H170L171 152V150H173L172 148L173 147H171L172 145H174L175 147H174V149L175 150H177L178 152H180L181 153V157H183V155H184V157H185V154H186V158H190V159H192V157L193 156H191V155H194V154H191L192 153V151H194L193 153H195V154H199V155H201V157L202 156H205V155H207V156H209L210 154H209V151H211L212 152V149L210 150V148L208 147V149L206 148L207 146L205 145V144H208V143H210V142H208V139L209 140H211V142H212V146H213V148H215L216 147V145H214V143L215 142H217L218 143V141L220 142V141H222L223 142V140H227V141H229V140H231V139H229V138H232V140L235 138V136H236V134L237 133H234V132H236L235 130H237V128H235V127H233V128H235V129H233L232 127V129L234 130V134H235V136H233L232 135V137H231V134L227 131V127H225V126H227V125H224L223 124V128L221 127V125H222V120H221V124L220 123H218L217 121H216V119H218V118H220L219 116L218 117H216V118H213V117H215V116H217L218 114H219V112H221V111H218V113H217V115H215L214 114V116H213V114H212V112L210 113V114H212V117H210L211 115H205L204 113H202V111H201V113L203 114V118H205V119H200L198 116H196V118H199V119H196L194 116L192 117V118H189V119H191V120H188V121H192V122H188V121H185L186 119H188V118H186V116L184 117V119H183V115H187L188 114V110H186V109H189V108H187V107H184V109L182 108V106L180 105V108L181 109H179V111H181V112H179L178 111V109H176L177 107H172V108H170V111H169V108H168V113L170 112V114H168L167 112H164V110L162 111V112H164V114L162 113L161 114V112H160V114L161 115H159V112H158V114H156V111H151L150 109H152V106H150L149 107V110H150V112L147 110V109H145L146 107H141L142 109H141V111L142 112H139V114H134L133 115V113L135 112V111H133V110H136V109H134V107H131V106H129L130 104H132L131 102H129L128 103V101H130V100H125V101H127V103H124V105H127V106H123V101L121 102V101H119L120 99H118V102H116L115 100H114V98L116 99V98H120V97H118L119 95L117 94L118 93V91H120V88H116V90H115V94H117V97H115V95H113L114 94V92L112 93L111 91H114L113 90V88L108 84V81H107V76H112L113 77V79L114 80H116L117 82H123L124 80H126V78H125V75H126V77H127V80H129V81H135V80H137V78H139L138 77V74H135V73H137L136 71H133L134 69L136 70L137 68H135V67H139L140 65H136L135 67H133V68H130V69H125V70H123V65L124 64H122V66L120 65V66H117V68H115V69H113V70H107V72L105 73V72H102V75H101V81L100 82H98V81H94V80H89V79H87V77H88V75L89 74H91V72L93 71V70H97V68H100V67H97V64H99L100 65V63L102 64V66L103 67H105L104 66V64L107 62V63H110V60H108L107 59V61L106 62H104L103 63V60H105V58H107L108 56H106L105 57V52H109V53H111V54H113L114 53V51H110L111 49H109V51H106V48H105V46H104V48L103 47H100V48H103V52H99V53H96V51H95V49L97 50L98 48H97V46H95L91 41L89 42V40H87V43L85 42V43H83V45H84V47H80V46H77V45H74V44H72V41H69V42H71V43H69V42H67V43H65V41L63 42V41H61V45L59 44L60 43V39L63 37V36H61V35H63V33L62 32H60V34H59V32H58V34H57V30L55 31V32H49V31H43L44 30V28L42 27H40L41 29H43V30H41L40 31V29H39V31H37V32H33L34 34L33 35H31L32 33H30V35L31 36H34L35 35V38H37L36 40H38V41H34L33 42V40H32V42H33V44L36 42V44L35 45H33V46H35V49L36 50H32V49H30V47H29V49H27V48H25V46H23V45H21L20 43H15L16 42V38H17V40H18V37H19V33H20V35H21V33L23 34L24 33V31L23 32H20L22 29H24V28H26L25 26L26 25H28V23H29V21H31V19H32V17H34L35 15H37V14H39L40 15V13L42 12V13H44V11L48 14H50L51 12H48V8H46V7H43L42 5V7H43V10L42 11H40V13L39 12H37V8H39V7H36V8H30V10H28L29 9V6L28 7H24L26 10H28V13H27V11L25 10V9H23L22 8V10H20V8H19V10H17V11H14L15 9H13L12 8V10H11V7H13V5H15V3L13 4H11ZM24 4V3H23ZM85 4H89V3H85ZM118 4H121V5H118ZM134 4V3H133ZM132 4V5H133ZM138 4V3H137ZM183 4H181L182 6H183ZM10 5V6H9ZM27 5V4H26ZM128 5H130V4H128ZM135 5V4H134ZM151 5V4H150ZM242 5V6H241ZM254 5V4H253ZM258 5V4H257ZM256 5V6H257ZM33 6V7H34ZM78 6H76V14L75 15H78L77 14V12H83L84 10H86L87 8L85 7V8H83V7H81L80 8V6H79V8L82 10H80L79 8H77ZM136 6H138V5H136ZM152 6V5H151ZM171 6V5H170ZM174 6V5H173ZM192 6V5H191ZM201 6V5H200ZM207 7L206 9L207 10H204L203 11V7ZM241 6V7H240ZM260 6V5H259ZM262 6H264V4L262 3ZM262 6H260V7H257V9H259L258 10V13L259 12H261L262 11V17H259V14L258 13H256L255 11V17L254 16H252V17H254L255 19L253 20V18H251V22H247L246 23V21H245V24H243L244 22L243 21H240V19L242 20V19H244L245 17H244V15L246 16V14H244V15H242L243 17H238V18H240L239 19V21L238 20H236V18L235 19H233L232 18V16H231V18H232V20H234V21H231V19H229L230 21H229V23L231 22V25H230V28L233 30V28H234V24L237 26L240 22V24L239 25H243V26H245L246 25V27H244V29H248V33H247V29H246V33L248 34V36H253L254 35V37L252 38V39H254L255 38V34H257L256 33V31L258 32V34L259 33H261L262 32V34L264 33L263 31H264V7L263 8H261ZM7 7V8H6ZM90 7V6H89ZM117 7H119V8H117ZM154 7V6H153ZM180 7V6H179ZM16 8V7H15ZM52 8V11L54 12V11H56L53 7H52V5L50 4V8L49 9H51ZM83 8V9H82ZM201 8V7H200ZM238 8H240V10H238ZM260 8L261 9H263V10H261L260 11ZM33 9V10H32ZM40 9H42V8H39V10ZM73 9V7L71 8L70 7V11ZM79 9V11H77ZM90 9H91V7L87 10V11H85V12H89V13H85V12H83L82 14H91V15H93V16H97L98 14H95L94 13V11L92 12V9H91V11H90ZM128 9V8H127ZM150 9V8H149ZM173 9V8H172ZM24 10V11H23ZM32 10V11H31ZM34 10H35V13L37 12V14H33L34 13ZM47 10V11H46ZM59 10V9H58ZM139 10V9H138ZM155 10V9H154ZM181 10V9H180ZM192 10H195L194 8H192ZM244 10V11H245ZM253 10V9H252ZM51 11V10H50ZM75 7H74V10H73V12H71L72 14H74L75 12ZM111 11V12H110ZM132 11V12H131ZM143 11V10H142ZM141 10L139 11V12H142ZM176 11H177V9H176ZM234 11H236L235 12V14H234ZM257 11V10H256ZM31 14H33V15H30V13ZM53 12H52V14H53ZM96 12V11H95ZM120 12V13H119ZM124 12H126V13H124ZM134 12V13H133ZM138 12V13H139ZM193 12V11H192ZM198 12H200V11H198ZM197 12V14H196V17H198L197 19H195V18H193V17H195V16H193V17H189L188 19L189 20H191V19H193L194 21H196V20H198L199 19V16H201V13H200V15H198L199 13ZM241 12H242V10H241ZM241 12H239V15H240V13ZM253 12V11H252ZM56 13H57V11H56ZM96 13H98V12H96ZM108 13H110V14H108ZM137 13V14H138ZM187 13V12H186ZM195 13H196V11H195ZM205 13V12H204ZM204 13H203V15L201 16V19H205V18H209V16L211 15L210 13L208 14H206V15H204ZM249 13V12H248ZM46 14V15H47ZM51 14V15H52ZM55 14V13H54ZM60 14V16L59 17H61V13H59ZM59 14H55L56 16L57 15H59ZM116 14H120L121 16V20H120V17H118V16H116ZM191 14V13H190ZM212 14V15H213ZM258 14V15H257ZM261 14V13H260ZM38 15V16H39ZM44 15H45V13H44ZM43 15V16H44ZM54 15V16H55ZM141 15V14H140ZM147 15H150V14H147ZM146 15V16H147ZM183 15H185V17H184V19L187 17L186 16V14H183ZM187 15H189V13L187 14ZM192 15H195V14H192ZM191 15V16H192ZM207 15H209V16H207ZM234 15H237V16H234ZM256 15H257V17H256ZM30 16H32L31 18H29ZM41 16V15H40ZM49 16V15H48ZM53 16V15H52ZM53 16V17H54ZM63 16V15H62ZM173 16L174 15H172V18H173ZM179 16H180V14H179ZM203 16H205V17H203ZM241 16V15H240ZM36 17V16H35ZM58 17V16H57ZM58 17V18H59ZM84 17H86V18H84ZM149 18H151V16H148ZM176 17V16H175ZM203 17V18H202ZM251 17V16H250ZM249 17V18H250ZM37 18V17H36ZM35 18V19H36ZM62 18V20L64 19L63 17H61ZM74 18H75V16H74ZM74 18H72V19H74ZM82 18H84L85 19V21H87L88 20V15L87 16H82ZM131 18H133V19H131ZM143 18V17H142ZM145 18V17H144ZM172 18H171V20H172ZM207 18V19H208ZM228 18H229V16H228ZM228 18H227V20H228ZM262 20H261V19ZM30 19V20H29ZM79 19L81 20V17L79 16ZM79 19H77V21L79 20ZM126 19V20H125ZM139 19H141V18H139ZM157 19V18H156ZM168 19V18H167ZM178 19V18H177ZM183 19V18H182ZM182 19H180V20H182ZM183 19V21L184 22H182L183 24H181L182 25V27H181V29L184 27H186L184 30H182L183 31V33L185 32V35H186V32H187V34H189V32H188V29H192L194 26H196L195 28L196 29H198V27H199V29L200 28H202V30H204L205 29V27L204 26H206V25H204L203 23H200L201 22V19L200 20H198V21H200L199 23L198 22H194V26L193 27H188L187 25H186V22H185V20L187 21L188 19L186 18L185 20ZM210 19V18H209ZM216 19H213V20H215L216 21ZM258 21H257V20ZM29 20V21H28ZM59 20H60V18H59ZM66 20V19H65ZM64 20V21H65ZM75 20V19H74ZM83 20V19H82ZM99 20V18H97V21H95V20H88V22L89 23H91V24H94V26L95 25H98L100 22L98 21ZM118 20H120V21H118ZM153 20V19H152ZM170 20V19H169ZM169 20H167V21H165L166 23H168L167 24V26H166V23L165 24H163V21H162V24H163V26H166V28L167 27H169V28H173L171 31H173V30H175L174 28V26H176V28H178L177 26H179V24L177 23L176 24V22H177V20H176V22L173 20L172 21V23L170 24V25H173V27H171L170 25H169ZM179 20V21H180ZM212 20V19H211ZM210 20V21H211ZM76 21V20H75ZM84 21V20H83ZM192 21V20H191ZM203 22H204V20H202ZM209 21V22H210ZM223 21V22H222ZM34 20H33V24H34ZM93 22H95V23H93ZM96 22H99V23H96ZM146 22H147V19H146ZM148 22H149V20H148ZM173 22L175 23V25L173 24ZM213 21H211L210 22V25L212 26L213 25V23H215L216 24V22H213ZM217 22V23H218ZM232 22H234V24L232 23ZM239 22V23H238ZM31 24H32V22H30ZM35 23H37V24H35L34 26L36 27V25L38 26V25H40V24H38V22H35ZM40 23V22H39ZM101 23H102V21H101ZM131 23H133V24H131ZM156 23V22H155ZM185 23V24H184ZM192 23V22H191ZM196 23H198V24H196ZM225 23V24H224ZM30 24V25H31ZM91 24H89V26L91 25ZM123 24V25H122ZM129 24H131V25H129ZM188 24H189V21H188ZM145 25V24H144ZM149 25V24H148ZM147 25V26H148ZM169 25V26H168ZM198 25V26H197ZM200 25H202V26H200ZM209 25V24H208ZM207 25V27H211V26H208ZM218 26H219V24H217ZM42 26V25H41ZM93 26V27H94ZM146 25H145V27H147ZM159 26H162V25H159ZM162 26V27H163ZM189 26H190V24H189ZM213 26H215V25H213ZM219 26V27H220ZM24 27V28H23ZM31 27H33V25L31 26ZM30 27V28H31ZM93 27H91V30L93 29ZM98 29L97 30H99L100 31V24L98 25V26H96ZM133 27H135V28H133ZM161 27V28H162ZM206 27V28H207ZM216 27V26H215ZM233 27V28H232ZM239 27V26H238ZM22 28V29H21ZM142 28H144V27H142ZM164 28V27H163ZM211 28H213V27H211ZM225 28H228V26L227 27H225ZM224 28V29H225ZM230 28H228V29H230ZM29 29V28H28ZM33 28H31V30H32ZM152 29V28H151ZM216 29V28H215ZM214 28L212 29V31L213 30H215ZM244 29H242V30H244ZM12 30H13V33H11V34H14V36H17L16 38H13L12 37V39H13V42H4V38L5 39H10L11 38V34L9 35V32H12ZM30 30V31H31ZM36 30H38V28L36 29ZM49 30V29H48ZM95 31H97L96 29H94ZM135 30H137L138 31V33H137V31H135ZM180 30V29H179ZM208 30H210L211 31V29H208ZM253 30V31H252ZM261 32H260V31ZM9 31V32H8ZM14 31H16V33L14 32ZM33 31V30H32ZM95 31H93V32H95ZM111 31H113V32H111ZM153 31H154V29H153ZM161 31V30H160ZM176 31V30H175ZM175 31H173V32H175ZM206 31V30H205ZM211 31V32H212ZM235 30H233V31H231V33H230V36H231V34L233 35V36H231L232 38V40H233V42L235 41V40H237V42L239 41L238 40V36L237 35H239L240 37L242 36V34H243V36H245L244 34V31H242L243 33L242 34H240V33H237V35L236 34H234V33H232V32H234ZM25 32H27L28 33V31H25ZM157 32H159V31H157ZM154 33L155 34V36H157V35H160V34H158V33ZM198 33H200V32H204V31H201V29H200V31L198 30L197 31ZM197 32L195 31V33H193L192 35L191 34H189V36H186V41L189 39L191 42L192 41H194V40H196L195 38H194V40H193V35L196 37L197 35H195V34H197ZM238 32V31H237ZM250 32V33H249ZM5 33H6V35H5ZM7 33H8V35H7ZM55 33V34H54ZM98 33H100V37H99V34ZM113 33H115V34H113ZM147 33H149V31L147 32ZM147 33H145V34H147ZM161 33V32H160ZM213 34H216L217 32L215 31V33L214 32H212ZM236 33V32H235ZM252 33V34H251ZM253 33H255V34H253ZM29 34V33H28ZM93 34V33H92ZM94 34H98V37L99 38H102L101 37V32H95ZM121 36H120V35ZM152 32H151V35H150V33L146 36H138V39H140V38H147L146 40H147V42H148V40H149V42H150V38H153V35H154ZM157 34V35H156ZM164 34H167V33H164ZM179 34V33H178ZM202 34V33H201ZM219 34V33H218ZM251 34V35H250ZM257 34V35H258ZM24 36H28V35H26V34H23ZM123 35H125V36H128L127 37V39H125V36H123ZM150 35V36H149ZM180 35V34H179ZM203 35V34H202ZM200 36L201 38H203V36ZM261 35V34H260ZM6 36H7V38H6ZM31 36H29V38L31 37ZM37 36V37H36ZM60 36H61V38H60ZM154 36V37H155ZM182 36H183V34H182ZM192 38H191V37ZM218 36V35H217ZM150 37V38H149ZM158 37H160V36H158ZM162 38H163V35L161 36ZM180 37V36H179ZM190 37V38H189ZM200 37H198V38H200ZM209 38V36H204V38ZM239 37V38H240ZM259 37V36H258ZM2 38V39H1ZM24 38H26V41L28 40V38L27 37H24ZM23 38V39H24ZM34 37H32V39H33ZM35 38H34V40H35ZM60 38V39H59ZM110 38V39H111ZM149 38V39H148ZM157 38V37H156ZM165 38V37H164ZM171 38V37H170ZM174 38V37H173ZM172 38V39H173ZM207 38V39H208ZM235 40H234V39ZM251 38V37H250ZM21 39V38H20ZM66 40L68 39V38H65ZM70 39V38H69ZM124 39H125V41H124ZM144 39V40H145ZM180 39H181V37H180ZM210 39H214L213 37H211ZM240 39H242V37L240 38ZM246 39V38H245ZM245 39H243V40H245ZM255 39H258V38H255ZM1 40H3V42H4V44L1 42ZM14 40H15V42H14ZM62 40V39H61ZM101 40H103V39H101ZM103 40V45L105 44V41ZM120 40H118V41H120ZM182 40V39H181ZM183 40H185L184 38H183ZM187 41L188 43L190 42V41ZM198 40V39H197ZM201 40H203V39H199V41L201 42ZM216 41H217V43L218 44H222L223 42L219 39V37H217L216 39H215ZM248 40V39H247ZM247 40H245V42L247 41ZM6 41V40H5ZM30 41V40H29ZM118 41H116V43H119ZM152 41V40H151ZM155 41V40H154ZM185 41V42H186ZM18 42V41H17ZM19 42H21V41H19ZM39 43V45H37L38 43ZM107 42H109V41H107ZM129 42H131V41H129ZM130 43V44H134V43H136V42H134V43ZM157 42V41H156ZM174 42V41H173ZM186 42V43H187ZM190 42V43H191ZM236 42V41H235ZM244 42V41H243ZM9 43V44H8ZM25 42H23V44H24ZM63 43V44H62ZM65 43V44H64ZM120 43V44H121ZM141 43H144V42H141ZM140 43V44H141ZM152 43L154 44V42L152 41ZM152 43H150V44H152ZM182 43H183V41H182ZM196 43V42H195ZM212 43V42H211ZM217 43H215V44H217ZM242 43V42H241ZM247 43H248V41H247ZM30 44H32V43H30ZM60 46H62V47H60L61 49H59L60 50V53H59V50H58V48H59V45ZM124 44V43H123ZM146 44V43H145ZM200 44V43H199ZM213 44V43H212ZM217 44V45H218ZM243 44V43H242ZM244 44H246V43H244ZM26 45V44H25ZM28 45V44H27ZM26 45V46H27ZM52 45H57L58 47H57V50H58V53H56L55 51H56V46H53V47H55L54 49L55 50H53L54 51V53H56V54H54V55H52V56H60V57H63V58H65V59H67V61L69 62V65L67 66L66 65V67H57V68H54V69H45V67H43V68H41L42 66H39V65H35V64H37V63H33V61H35L33 58H36L37 57V54L38 55H43V53H45L44 52V49H47L46 47L48 46V47H50V46H52ZM139 45V44H138ZM138 45L137 44H135V47H137L138 48ZM144 45V44H143ZM147 45H148V43H147ZM155 45V44H154ZM157 45V44H156ZM181 45V44H180ZM203 45V44H202ZM201 45V46H202ZM216 45V46H217ZM232 45V44H231ZM233 45H235V43H233ZM232 45V46H233ZM236 45H239V44H236ZM248 45H250V44H248ZM248 45H246V46H248ZM262 45V44H261ZM264 45V44H263ZM36 46H37V48H36ZM39 46V47H38ZM182 46V45H181ZM201 46L199 47V48H201ZM245 46V45H244ZM22 47H24L23 49L24 50H22L21 48ZM28 47V46H27ZM32 47V46H31ZM130 47V46H129ZM140 47H141V45H140ZM184 47V46H183ZM186 47V46H185ZM207 45L204 47V46H202V48H204V49H206L207 50ZM218 48H220L221 47V45H220V47L219 46H217ZM216 47V48H217ZM229 48H230V44H229V46H228ZM236 47V46H235ZM235 47H233V48H235ZM32 48H34V47H32ZM108 48V47H107ZM143 48H145V47H143ZM148 48H150V47H148ZM152 48V47H151ZM174 48V47H173ZM188 48V47H187ZM194 48V47H193ZM192 48V49H193ZM195 48H197V47H195ZM225 48H226V51L228 52H230V50H228V48L225 46ZM225 48H224V51H223V54H224V52H225ZM239 48H241V47H239ZM248 48V47H247ZM249 48H251V47H249ZM249 48H248V50L246 49V52L244 51L243 53H242V51H238V50H236V54H229V53H226V54H224V55H227V58L226 59H222L221 58V60L224 62V64L225 65H227L228 66V64H229V62L230 63H235V65L238 63H240V62H242V61H244V60H246V59H248V58H250L251 56H252V53L254 52L253 51V48H251L252 50H250L249 51ZM19 49H21V50H19ZM26 49V50H25ZM53 49V48H52ZM140 50L142 49V48H139ZM186 49V48H185ZM210 49V51H212V48H209ZM208 49V50H209ZM222 49V48H221ZM238 49V48H237ZM243 49V48H242ZM80 50V51H79ZM105 50V51H104ZM113 50H116V49H113ZM144 50H146V49H144ZM167 50V49H166ZM190 49L188 48V51H189ZM216 49L214 48V50L212 51V53L211 52H208L209 54L208 55H205L206 57L207 56H209L210 54H212V55H214L213 57L216 59L217 58V61H216V64H217V62L219 61L218 60V58L219 57H216V55L215 54H213V53H216V51H215ZM217 50H219V49H217ZM240 50V49H239ZM48 50H46V52H47ZM52 50H50V52H51ZM119 51V49L117 50V52ZM136 51V50H135ZM165 51V50H164ZM169 51V50H168ZM178 51V50H177ZM186 51L187 50H185L184 51V53H186ZM191 52H192V50H190ZM189 51V53L187 52V54L188 55H190V52ZM198 51V50H197ZM203 51V50H202ZM215 51V52H214ZM136 52H138V51H136ZM167 52V51H166ZM196 52V51H195ZM218 52V51H217ZM234 52V50H232V53ZM238 52H240V53H238ZM256 52V51H255ZM48 53H49V51H48ZM48 53H46L47 55H48ZM93 53H96V54H94V56H93ZM116 53V52H115ZM114 53V54H115ZM132 53V52H131ZM177 53H179V52H177ZM182 53H183V51L181 52V55H182ZM199 53V52H198ZM205 53V52H204ZM220 52H218V53H216V54H219ZM222 53V52H221ZM231 53V52H230ZM50 55H51V53H49ZM194 54V53H193ZM200 55L201 54H203V53H199ZM207 54V53H206ZM49 55V56H50ZM88 55H89V57L91 58V56L92 57H96V58H98V59H94L95 61H97V62H95L94 60H92L93 58H88L87 60H91L90 62H92V63H90V62H86V63H84V62H82L83 61V59L84 58H86V56L88 57ZM106 55H109V58L111 59V56H110V54H106ZM142 55V54H141ZM141 55L139 56V54H138V56L139 57H141ZM165 55V54H164ZM170 55H171V53H170ZM196 55V54H195ZM212 55H211V58H212ZM222 54H219V55H217V56H221ZM223 55V56H224ZM230 55V56H229ZM232 55V56H231ZM36 56V57H35ZM112 56H115V55H112ZM148 56V55H147ZM198 56V55H197ZM222 56V57H223ZM39 57V56H38ZM131 57H133V56H131ZM146 57V56H145ZM149 58V57H148ZM168 58V57H167ZM177 58H178V56H177ZM190 58V57H189ZM223 58H225V56L223 57ZM201 59V58H200ZM206 59V58H205ZM209 59H210V56H209ZM125 60V59H124ZM135 60V59H134ZM163 60V59H162ZM86 61V60H85ZM139 61H141V60H139ZM139 61H137V62H139ZM148 61H150V60H148ZM182 61V60H181ZM202 61V60H201ZM71 62V63H70ZM97 63V64H95V63ZM98 62H100V63H98ZM133 62V61H132ZM136 62V63H137ZM142 62H145V61H141V63ZM164 62V61H163ZM209 62H211V64L213 65V61L211 60V61H209ZM220 63H222L221 61H219ZM218 62V63H219ZM113 63V62H112ZM122 63H124V62H122ZM135 63V64H136ZM140 63V64H141ZM219 63V64H220ZM233 63V64H234ZM117 64H119V63H117ZM127 64H129V63H127ZM133 64V63H132ZM144 64V63H143ZM219 64H217V65H215L214 67H213V69H215V68H217V66H219ZM223 63L221 64V66L222 65H224ZM243 64H245L246 66H248V68H249V72L251 73V74H253V75H257V73H258V69H260V68H262V67H264V60H261V61H257V60H255V61H251V60H247V62H245L244 61V63ZM112 65V64H111ZM154 65V64H153ZM159 65V64H158ZM161 65V64H160ZM163 65H164V63H163ZM64 66V65H63ZM108 66H110L109 64H108ZM112 66H115V65H112ZM145 66V65H144ZM210 66V65H209ZM227 66H226V68H227ZM237 66V68L239 67L240 68V65H236ZM39 67V68H38ZM102 67V68H103ZM130 66L128 65V68H129ZM143 67V66H142ZM142 67H140V68H142ZM163 67V66H162ZM175 67V66H174ZM220 67V66H219ZM219 67H218V69H219ZM108 68V67H107ZM111 68H113V67H111ZM145 68H146V66H145ZM238 68V69H239ZM172 69V68H171ZM211 69V68H210ZM100 70H102V69H100ZM128 70H130V71H128ZM145 70V69H144ZM212 70V69H211ZM240 70L242 71V72H245V70L244 69H242V68H240ZM123 71H125V72H123ZM134 72V73H133ZM147 72H149V71H147V69L145 70V71H143L142 73H145L144 75H146L147 74ZM150 73V72H149ZM246 74V73H245ZM199 75V74H198ZM201 75V74H200ZM143 76V75H142ZM240 76V75H239ZM238 76V77H239ZM242 76V75H241ZM250 76V75H249ZM248 76V77H249ZM258 76V75H257ZM256 76V77H257ZM259 77V76H258ZM83 78H85V79H87V83H88V85H89V87L91 88V91L90 92H87V91H85V89H83V87L80 85V83L78 82L79 81V79H83ZM188 78V77H187ZM239 79V78H238ZM255 79V78H254ZM259 79V78H258ZM240 80V79H239ZM181 81H182V79H181ZM187 81V80H186ZM238 81V80H237ZM258 81V80H257ZM101 83V85L99 84V89H98V83ZM136 82V81H135ZM179 82V81H178ZM243 82V81H242ZM250 82V81H249ZM252 82V81H251ZM228 83V82H227ZM230 83V82H229ZM246 83V82H245ZM241 84V83H240ZM251 84L252 83H250V85L249 86H251ZM253 84H254V82H253ZM253 84H252V86H253ZM100 86H101V88H100ZM237 86V85H236ZM180 87V86H179ZM182 87H184L183 85H182ZM190 87V86H189ZM254 87V86H253ZM99 90V93H98V90ZM189 89V88H188ZM100 90H103V91H101L100 92ZM124 91V90H123ZM189 91V90H188ZM202 91V90H201ZM232 91H233V89H232ZM191 92H193V91H191ZM109 93L111 94L110 96H114V98H109L110 96H108L109 95ZM108 94V95H107ZM237 94V93H236ZM235 94V95H236ZM192 96V95H191ZM225 96V98H226V96H227V94H225L224 95ZM108 97V98H107ZM232 97V96H231ZM82 100H81V99ZM127 99V98H126ZM203 99V98H202ZM142 100V99H141ZM149 100V99H148ZM200 100V99H199ZM124 101V102H125ZM188 101V100H187ZM198 101V100H197ZM132 102H133V100H132ZM142 102H143V100H142ZM145 102V104H146V101H144ZM185 102V101H184ZM111 103V105H109V104ZM120 103V104H119ZM155 103V102H154ZM180 103H181V101H180ZM129 104V105H128ZM186 104V103H185ZM187 104H190V103H187ZM133 105V104H132ZM146 105H148L149 106V103H148V101H147V104ZM170 105V104H169ZM221 105V104H220ZM170 106H172V105H170ZM176 106H179V105H176ZM184 106H186V105H184ZM154 107V106H153ZM233 107V106H232ZM100 108H102V109H105L108 113H110V114H112L113 113V115H111V116H105L106 114H104V115H101L102 113H100ZM138 109L140 108V107H137ZM155 108H156V106H155ZM174 108V109H173ZM101 109V110H102ZM154 109V108H153ZM164 109V108H163ZM171 109H173V110H175L176 112H173ZM226 109V108H225ZM145 110H147V111H145ZM157 110V109H156ZM159 110V109H158ZM184 110V111H183ZM185 110L187 111V113H185V114H183L184 112H185ZM233 110V109H232ZM172 111V112H171ZM215 112H216V110H214ZM225 111V110H224ZM223 111V112H224ZM192 112V111H191ZM232 112V111H231ZM230 112V113H231ZM235 112V111H234ZM242 112V111H241ZM141 113H142V115H141ZM166 113V114H165ZM193 113V112H192ZM230 113L229 114H224V115H226V116H229L230 115ZM109 114V115H110ZM198 114V113H197ZM233 114V113H232ZM124 115V116H123ZM130 115H132V116H134L133 118L132 117H129ZM190 115V114H189ZM199 115V114H198ZM223 115V116H224ZM117 116H122V117H119L118 119L117 118H114V117H117ZM207 116H209L208 117V119H207ZM223 116L221 117V118H223ZM108 117H111V118H113V120H114V122H116V120H120V118H127V117H129V118H131V119H129V120H126L127 122L126 123H124V122H122L121 121V127H125V129H127L126 131H127V133L129 134V132L130 131H135V133H133L132 132V135H131V133L129 134L130 136V138L128 139L127 137H125V136H121L120 137V135H119V133H115V132H117V130L116 131H113V130H110V128H111V125H110V119L108 118ZM188 117V116H187ZM230 117V116H229ZM224 118H226L225 116H224ZM232 118V117H231ZM230 118V119H231ZM2 119V120H1ZM196 119V120H195ZM229 118H227L226 119V122L227 121H229L228 120ZM219 121V120H218ZM217 122V126L215 125V123ZM220 122V121H219ZM225 122V123H226ZM117 123H119V122H117ZM228 123H230V122H228ZM220 124V125H219ZM231 124V126H232V124L233 123H230ZM229 125V124H228ZM218 126H220V127H218ZM230 126V125H229ZM229 126H228V128H229ZM225 127V128H224ZM115 128V125H114V127H112V129H114ZM128 128H129V130H128ZM131 128H134L133 130L131 129ZM222 128V129H221ZM230 128V129H231ZM100 130L101 132H97V131H94V130ZM122 129V128H121ZM124 129V130H125ZM226 130V132H225V130ZM98 130V131H99ZM202 130H203V133H202ZM232 130V131H233ZM94 131V133H93V135H96V134H98V135H100V136H98V135H96V139L94 138V137H92L91 138V136H93V135H90L91 133H89V134H87L88 132H93ZM102 131H113L112 133H115V134H112L113 136L111 137V140L112 139H114V138H116L117 137V139H116V142L115 143H117V144H115L114 143V141H115V139L113 140V141H111L110 139H106V138H108L109 137V135L107 134V132L105 133L104 132V134H106V136H108V137H106L105 139H106V142H104L105 140L103 139L104 137H101V135L102 134H100V133H102ZM62 132H66V136L68 137V140L70 139V141L72 140V138L73 137H71V133H73V135L75 134V137L78 139H80V137H82V136H84L85 135V139H83V142H85L86 140H90L89 142L87 141V142H85L86 143V145H84L83 144V146L81 145V147L80 146H78V145H80L81 143H79L78 145H74V146H70V149H69V147H68V150H65L64 151V147H60V145L63 143V142H61L62 141V139H63V137H64V140H65V142L66 141H68L66 138V136L63 134H61ZM201 132V133H200ZM205 132H208V134L207 133H205ZM68 133V134H67ZM85 133V134H84ZM71 134V135H70ZM80 134H84V135H80ZM110 134V135H111ZM119 135V136H117V135ZM185 134V135H184ZM188 134H190L191 136H189ZM204 134V135H203ZM207 134V135H206ZM61 135V136H60ZM80 135V136H79ZM115 135H116V137H115ZM186 136V135H188L187 137H184V136ZM194 137H193V136ZM198 135V136H197ZM201 135V136H200ZM209 135V136H208ZM212 135H215V136H212ZM78 136V137H77ZM89 136V137H88ZM97 136L98 137H101L104 141H103V145H104V147H102V148H105L104 149V151H105V153L102 155V153L104 152L103 150H102V148H100L101 146V141H102V139H100V138H97ZM103 136V135H102ZM202 136H205V137H202ZM206 136H208V139H206ZM217 136H218V141L217 140H214V139H216L217 138ZM87 137V138H86ZM118 137H120L119 138V140H118ZM182 137V140H187V142H189L188 144V146H187V144H185L186 142H185V140H184V142H181L182 144H184L183 146H185V147H182V144L180 143V138ZM188 137H193V140H191L190 138H189V140H188ZM196 137H200L198 140H197V138ZM211 137H213L214 139H212ZM216 137V138H215ZM219 137H222V138H219ZM224 137V138H223ZM234 137V138H233ZM83 138V137H82ZM123 138V139H122ZM184 138V139H183ZM205 138V139H204ZM97 140L96 142L94 141V140ZM122 139V140H121ZM200 139H203V140H206V141H203V140H201V141H203L204 142V144H203V142H202V145H199V144H201L200 142H198ZM229 139V140H228ZM92 140V141H91ZM99 140H101V141H99ZM117 140L120 142V143H118L117 142ZM70 141H68V142H70ZM108 141H110L111 143H113L114 144V147H113V144L112 145H110V143L108 142ZM178 141H179V143L181 144V145H179V143H178ZM195 142L196 143V141L198 142V143H196V144H194V145H192L190 148H189V146H190V144H193V142ZM215 141V142H214ZM60 142H61V144H60ZM96 144V145H98L97 143H99L100 145H98V146H100V147H97L96 145H94V143ZM230 142H232V141H229V143ZM49 143H52V149H50V150H48V154L50 155V157L49 158H45L46 156V153H47V151H43L42 149V152H41V154H38V153H40V151H38V153H37V151H36V153L37 154H35V152H33L32 151V149L29 147V146H35V147H38V148H40V147H42L43 149H45V147H46V149H47V144H49ZM71 143H74V139L71 141ZM70 143V144H71ZM89 143H91L90 144V147L91 146H93V147H89L88 145H89ZM108 143V144H107ZM228 143V142H227ZM69 143H67V145H68ZM77 144V143H76ZM105 144H106V147H105ZM216 144V143H215ZM222 145H223V143H221ZM102 145V146H103ZM111 146L110 148H109V150H108V146ZM205 145V146H204ZM209 145V144H208ZM210 145H211V143H210ZM220 145V144H219ZM218 145V146H219ZM64 146H66V143H64ZM78 146V147H77ZM87 146V147H86ZM94 146H96L98 149H95V147ZM201 146H202V148H203V146H204V148H203V150H201V149H199V148H201ZM212 146H210V147H212ZM215 146V147H214ZM85 147V149H83ZM189 148V149H187V148ZM38 148H36V149H38ZM67 148V147H66ZM65 148V149H66ZM80 148V149H79ZM87 148H88V150H87ZM107 148V149H106ZM205 148L207 149L206 151H208V152H206L205 151ZM81 149H83V150H81ZM93 149H95V151H93ZM181 149V150H180ZM192 151H191V150ZM194 149H199V150H194ZM39 150V149H38ZM93 151V153H92V151ZM180 150V151H179ZM215 150V149H214ZM219 150V149H218ZM220 150H221V147H220ZM223 150V149H222ZM81 153H79V152ZM82 151H87V153H83ZM89 151H91V152H89ZM97 151H100V152H97ZM101 151H103L102 153H101ZM107 151H109V152H107ZM176 151V152H177ZM190 151H191V153H190ZM199 151H201L202 153L203 152H206V154L205 153H201V152H199ZM165 152V153H164ZM197 152V153H196ZM199 152V153H198ZM83 153V154H82ZM97 153V154H96ZM98 153H100V154H98ZM180 153H178V154H180ZM183 153H185V154H183ZM209 155H208V154ZM82 155L83 157L82 158H84V159H77V160H75V159H73V157H76V155ZM84 154H87V156L90 154V156H93V155H91V154H94L95 156V158H85L84 156H86V155H84ZM178 154H177V156H178ZM205 154V155H204ZM213 154V153H212ZM44 155V156H43ZM80 155L78 156V158L80 157ZM97 155H100V156H98L97 157ZM174 155V154H173ZM199 155H198V157H199ZM39 156H43V157H39ZM48 156V155H47ZM164 157V158H165ZM173 157H175V156H173ZM210 157V156H209ZM98 158V159H97ZM159 158V159H158ZM178 158V157H177ZM194 159H192V164H194L195 166H193L191 169L193 170V171H195L196 173L198 172V173H200L201 172V170H202V172L206 169V167H205V169L203 170L201 167H202V165H203V163H202V165L196 160L197 158H195V157H193ZM205 158H207V157H205ZM46 159V160H45ZM156 159H158V160H156ZM174 159V161H176V159L175 158H173ZM181 159V158H180ZM183 159V158H182ZM182 159H181V161H182ZM185 159V158H184ZM202 159V158H201ZM156 160V161H155ZM179 160V159H178ZM195 160V161H194ZM33 161V162H32ZM168 161H170L169 159H168ZM180 161V160H179ZM194 161V162H193ZM146 162V163H145ZM198 162V163H197ZM214 163V162H213ZM24 164V163H23ZM161 164V163H160ZM27 165V166H28ZM43 165H44V167H43ZM136 165V166H135ZM18 166V167H17ZM22 166H24V165H22ZM26 166V167H27ZM36 166V165H35ZM137 166H139L138 168H135V167H137ZM147 164H146V167H145V169L147 168ZM154 166V165H153ZM204 166H205V164H204ZM214 167L215 166H218L216 163H214V165H213ZM25 167V166H24ZM182 167V166H181ZM184 167H186V166H183V168ZM262 167V166H261ZM20 168H18V169H20ZM149 168V167H148ZM187 168V167H186ZM264 168V167H263ZM263 168L261 169V172H262V170H263ZM134 169H137V170H134ZM152 169V168H151ZM190 169V168H189ZM25 170V169H24ZM154 170V169H153ZM152 170V171H153ZM17 171V170H16ZM50 171V172H49ZM187 171V170H186ZM200 171V172H199ZM18 172V171H17ZM34 172H35V170H34ZM136 172V173H137ZM139 172H138V174H137V176H141L140 174H142V173H140L139 174ZM141 172H143V169H142V171ZM194 172V173H195ZM5 173V174H6ZM51 173V174H52ZM181 173V172H180ZM14 175L16 174V173H13ZM12 174V175H13ZM34 174H36V173H34ZM33 174V175H34ZM144 174V173H143ZM147 174V177H148V173H145L144 175H146ZM207 174H209L208 172H207ZM207 174H205V177L204 178H206V176H207ZM11 175V176H12ZM31 175H32V173H31ZM151 175V173L149 174V176ZM185 175V174H184ZM198 175V174H197ZM190 176V175H189ZM32 177V176H31ZM47 177V178H48ZM101 177H103L102 179L103 180H99ZM105 177V178H104ZM110 179H109V178ZM142 177V176H141ZM201 177V176H200ZM2 178H3V176H2ZM36 178V179H37ZM107 178V179H106ZM115 178V179H114ZM144 178V177H143ZM145 178H146V176H145ZM94 179H97V180H94ZM118 179H120V180H118ZM33 180H35V178L33 179ZM40 180V181H41ZM58 180V182H56V181ZM59 180L61 181V182H59ZM116 180V181H115ZM123 180V179H122ZM39 181V182H40ZM45 181V182H46ZM33 182H35V181H33ZM38 182V181H37ZM121 182H123V181H121ZM126 182V181H125ZM109 183L111 184L110 186H113V184H112V181L110 180L109 181ZM4 184V185H3ZM10 184V183H9ZM8 184V185H9ZM11 184H12V182H11ZM33 184H35V183H33ZM37 184H39V183H37ZM46 184V185H45ZM86 184V186L87 187H89L88 185ZM150 184V183H149ZM183 184V183H182ZM194 184V183H193ZM21 185V184H20ZM40 185V184H39ZM76 185V186H75ZM101 185V186H102ZM162 185V184H161ZM37 186V185H36ZM73 186H75L76 188H73ZM90 186H92V185H90ZM110 186H107V187H110ZM126 186H128V185H125V187L124 186H121L123 189L124 188H127ZM174 186V185H173ZM4 187L7 189V187L9 188V187H11V186H7V184L5 185V182H4V178L3 179H1L0 178V210L1 209H4V211H5V209H6V211L7 210H9L10 209V211L11 210H15V209H19V207L21 208V211H24V210H26L27 211V207H28V209H29V207H31V204H33V206L31 207L32 209L31 210H33V208H35L37 205L38 206H40V207H43V204L45 203V204H47L48 202H50V201H47L46 200V197L44 198L43 196H39V198L37 197V195H36V201H31L30 200V198L34 195L33 193H32V195L31 196H29L30 198H29V200L31 201V203L30 202H28L27 201V198H26V194L24 195L25 196V198H26V201H25V203H24V207L25 208H22L21 206V204L23 203V201L25 200V198L22 200V195L20 196L19 195V193H21L22 192V190H23V188L21 189V191L19 192V193H17V191L15 190L16 189V187H18V186H15V189L13 190V187H12V189L11 188H9V192H8V194H6L7 196H3L2 195V193L4 192V191H6L5 189H4ZM35 187V186H34ZM40 187V186H39ZM94 187V186H93ZM96 187H97V184H96V186L94 187L95 188V190H96ZM99 187V186H98ZM98 187H97V189H98ZM102 187H104V186H102ZM102 187H100V189L102 188ZM106 187V188H107ZM150 187H151V185H150ZM41 188H42V186H41ZM83 188V189H82ZM92 188V187H91ZM90 188V189H91ZM110 188H116L115 186L114 187H110ZM110 188H109V190H110ZM155 188V187H154ZM153 188V189H154ZM38 189V188H37ZM51 189V190H50ZM81 189V190H80ZM86 189L87 188H85V191H86ZM89 189V188H88ZM90 189H89V191H90ZM119 189H120V187H119ZM128 189V188H127ZM29 190V189H28ZM36 190V189H35ZM42 190V189H41ZM75 190H76V192H75ZM92 190V189H91ZM101 190H103V189H101ZM100 190V191H101ZM105 190H108V189H105ZM109 190L107 191L108 193H109ZM131 190V189H130ZM164 190H168V189H164ZM163 190V191H164ZM3 191V192H2ZM13 191V192H12ZM39 191V189L37 190V192ZM47 191V192H48ZM50 192V193H52V195L50 196V195H47V196H49V198L51 199V200H55L56 198H59V195L60 194H57V193H54V192ZM98 191V190H97ZM114 191V190H113ZM117 191V190H116ZM134 191H137V190H134ZM149 191V190H148ZM157 191V190H156ZM2 192V193H1ZM15 192H16V194H15ZM26 192V191H25ZM45 192H46V190H45ZM80 192V193H81ZM94 192V191H93ZM104 192V191H103ZM110 192H112V191H110ZM150 192V191H149ZM24 193V192H23ZM26 193H28V192H26ZM40 193V192H39ZM43 193V192H42ZM79 193V194H80ZM85 194H86V192H84ZM96 193V192H95ZM95 193H93V194H95ZM140 193V192H139ZM166 193V192H165ZM168 193V192H167ZM166 193V194H167ZM263 193V192H262ZM18 194V195H17ZM44 194V193H43ZM42 194V195H43ZM78 194V195H79ZM84 194V195H85ZM165 194V195H166ZM40 195H41V193H40ZM78 195H77V198H78ZM116 195V194H115ZM147 195V194H146ZM264 195V193L262 194V196ZM35 196V195H34ZM34 196H33V198H34ZM87 196H88V194H87ZM94 196V195H93ZM164 196V195H163ZM167 196V195H166ZM258 196V195H257ZM259 196H261V195H259ZM63 197V198H64ZM80 197V196H79ZM48 198V197H47ZM64 198V199H65ZM96 198V197H95ZM98 198V197H97ZM153 198V197H152ZM79 199V198H78ZM258 199H260V197L258 198ZM257 199V200H258ZM49 200V199H48ZM69 200H71V198L69 199ZM256 200V199H255ZM263 199L261 198L260 199V201H262ZM72 201V200H71ZM75 201V200H74ZM66 202H67V200H66ZM69 202V201H68ZM73 202V201H72ZM75 202H77L78 204H80L81 202L80 201H75ZM194 202V201H193ZM255 202V201H254ZM264 202V201H263ZM262 202V203H263ZM29 203H30V205H29ZM40 203V204H39ZM85 203H87V202H85ZM28 206H27V205ZM49 204V203H48ZM77 204V205H78ZM257 204V203H256ZM27 207H26V206ZM156 205V204H155ZM259 205H262V204H259ZM51 206V205H50ZM80 206H83V205H80ZM73 207H74V205H73ZM152 207V206H151ZM7 208H9V209H7ZM50 208V207H49ZM153 208H155V207H153ZM163 208V207H162ZM24 209V210H23ZM38 209V208H37ZM43 209V208H42ZM47 209V208H46ZM215 209V208H214ZM220 209V208H219ZM30 210V209H29ZM36 210V209H35ZM34 210V211H35ZM75 210V209H74ZM254 210V209H253ZM256 210H258V209H256ZM255 210V211H256ZM18 211V210H17ZM17 211H15V212H17ZM20 211V212H21ZM153 211V210H152ZM216 211H217V209H216ZM215 211V212H216ZM163 212V211H162ZM217 213V212H216ZM216 213H215V215H216ZM262 213V212H261ZM264 213V212H263ZM210 214H212V213H210ZM221 214V213H220ZM250 214V213H249ZM255 214V213H254ZM132 216V215H131ZM223 216V215H222ZM258 216H260V214L258 215ZM142 217V216H141ZM147 217V216H146ZM215 217V216H214ZM217 218H220V217H217ZM262 218V217H261ZM221 219V218H220ZM147 220V219H146ZM215 220V219H214ZM218 220V219H217ZM204 221V220H203ZM264 221V220H263ZM134 223H136V222H134ZM140 223V222H139ZM262 222H260V224H261ZM259 224V225H260ZM137 225H139L138 223H137ZM199 226H202V224L201 225H199ZM226 226V225H225ZM136 227V226H135ZM229 227V226H228ZM79 228V227H78ZM201 228V227H200ZM204 228V230H205V232H206V234L208 233V234H220V233H225L224 231L226 230L227 231V229H224L223 227H221V226H216V224H215V226L213 225V226H208V225H206V226H204V227H202V229ZM148 229V228H147ZM196 229V232L194 231V230H192L193 232H195V233H197L198 231L201 233V231L200 230H202V229H198L197 227L195 228ZM197 229H198V231H197ZM229 229V228H228ZM231 229V228H230ZM191 230V229H190ZM262 230H263V228H262ZM109 231V230H108ZM176 231V230H175ZM119 232H121V230L119 231ZM98 233V232H97ZM200 233H198V234H200ZM203 233V232H202ZM256 233V232H255ZM107 234L109 235V232H107ZM197 234V235H198ZM105 235V234H104ZM179 235V234H178ZM192 235V234H191ZM175 236V235H174ZM173 236V237H174ZM201 236H205V234L203 235V234H201ZM200 236V237H201ZM209 236V235H208ZM215 236V235H214ZM102 237V236H101ZM103 237H106V236H103ZM109 237V236H108ZM206 237V236H205ZM210 237V236H209ZM222 237H224L225 239H226V235L225 236H223V234H222ZM115 238H119L118 236L117 237H115ZM126 238H127V236H126ZM136 238V237H135ZM148 238V237H147ZM206 238H208V237H206ZM212 238V240H214L213 239V237H211ZM214 238H217L216 236L214 237ZM220 237H218L217 239H219ZM222 239V240H225V239ZM97 239V238H96ZM100 239V238H99ZM102 239V238H101ZM103 239H105V238H103ZM110 239V238H109ZM112 239V238H111ZM122 239V238H121ZM130 239V238H129ZM199 239V238H198ZM204 239V238H203ZM209 240H210V238H208ZM229 238H227V240H228ZM126 240V239H125ZM149 240V239H148ZM151 240V239H150ZM154 240V239H153ZM158 240V239H157ZM207 240V239H206ZM83 241V240H82ZM81 241V242H82ZM208 241V240H207ZM70 242V241H69ZM78 242H80V241H78ZM80 242V243H81ZM84 242H85V240H84ZM110 242V241H109ZM151 242V241H150ZM160 242V241H159ZM182 242H184V241H182ZM206 242V241H205ZM147 243V242H146ZM181 243V242H180ZM179 243V244H180ZM197 243V242H196ZM32 244H34V242L32 243ZM38 244V243H37ZM70 244V243H69ZM99 243H96V244H90V246H89V249H90V252L93 254V253H95V252H97V251H100V249H102V248H97V245H98ZM107 244V243H106ZM120 244V243H119ZM153 244V243H152ZM151 244V245H152ZM174 244H175V242H174ZM199 244L200 245H202L201 244V242H200V240H199ZM204 244V243H203ZM208 245H206L208 248L210 247L211 249H212V251H211V249L209 248H207L208 250H210L209 252H208V254H206V253H204V255L206 254L207 256H201V254L198 252V250H197V254H195V255H189L188 254V262L192 259V261L193 260H195V263L196 264H234V262L235 261H233L230 257H229V251H230V247H228V249L226 248V246H223L222 248H219V249H217L216 248V246H218V245H223L222 244V242H220V241H217L216 239L214 240V241H211V242H208L207 243ZM236 244H238V245H240L239 243H236ZM264 244V243H263ZM31 245V244H30ZM41 245V244H40ZM136 245V244H135ZM177 245V244H176ZM188 245V244H187ZM192 245V244H191ZM196 245V244H195ZM198 245V244H197ZM196 245V246H197ZM220 245V246H221ZM226 245V244H225ZM234 245V244H233ZM36 246V245H35ZM38 246V245H37ZM42 246V245H41ZM40 246V247H41ZM74 246V245H73ZM107 246V245H106ZM109 246V245H108ZM146 246H149V245H146ZM152 246H154V248H155V245H152ZM151 246V247H152ZM165 246L166 245H164V248H165ZM168 246V245H167ZM179 246V245H178ZM199 246V245H198ZM219 246V247H220ZM264 246V245H263ZM71 247V246H70ZM69 247V248H70ZM77 247H79V246H77ZM103 247V246H102ZM109 247H111V246H109ZM157 247H160V246H157ZM163 247V246H162ZM203 247V246H202ZM260 248H261V246H259ZM33 248V247H32ZM32 248H31V246L29 247V250H31L32 251ZM39 248V247H38ZM46 248H48V247H46ZM81 248H83V247H81ZM108 248V247H107ZM148 248V247H147ZM168 248V247H167ZM167 248H165V249H167ZM205 248V249H206ZM253 248V247H252ZM25 249V246H23V247H21L20 246V248H19V244L18 243H15V242H13V240L11 239V236L7 233V231L6 230H4V231H2V232H0V264H25L26 263V261L24 262L23 261V253H22V251ZM49 249V248H48ZM68 249V248H67ZM71 249V248H70ZM85 249V248H84ZM99 249V250H98ZM104 249H105V247H104ZM109 249H111V248H109ZM146 249V248H145ZM152 249H153V247H152ZM160 249V248H159ZM169 249V248H168ZM167 249V250H168ZM189 249V248H188ZM200 249V251H201V248H199ZM262 249V248H261ZM148 250V249H147ZM149 250H150V248H149ZM156 250H158V249H156ZM155 250V251H156ZM176 250H178V249H176ZM70 251V250H69ZM87 251V250H86ZM263 251H264V249H263ZM111 252V251H110ZM122 252V251H121ZM120 252V253H121ZM153 252H154V250H153ZM152 252V253H153ZM158 252V251H157ZM205 252H207V251H205ZM211 252V253H210ZM231 252V251H230ZM29 253V252H28ZM27 253V254H28ZM39 253V252H38ZM40 253H41V251H40ZM54 253V252H53ZM69 253V252H68ZM72 253V252H71ZM74 253V252H73ZM112 253V252H111ZM119 253V252H118ZM120 253H119V255H120ZM141 253V252H140ZM155 253V252H154ZM153 253V254H154ZM159 253V252H158ZM166 253V252H165ZM168 253V252H167ZM190 253V252H189ZM195 253V252H194ZM260 253H261V251H260ZM67 254V253H66ZM142 254H145V252L144 253H142ZM141 254V255H142ZM148 254H149V252H148ZM151 254V253H150ZM157 254V253H156ZM161 254V253H160ZM163 254V253H162ZM112 255V254H111ZM146 255V254H145ZM158 256H160L159 254H157ZM179 255V254H178ZM203 255V254H202ZM232 255V254H231ZM262 255V254H261ZM73 256V255H72ZM85 256H90V255H85ZM93 257H95V254L94 255H92ZM133 256H136V255H133ZM137 256H139L138 255V253H137ZM156 255L154 254V255H152V259L150 258V256L148 255V257L150 258H148L147 256H145L146 258L145 259H143V257L144 256H142V258H141V256H140V259H142V261H140L139 260V262H141L142 264H144V262H145V264L147 263V262H152V260H153V257H155ZM183 255H181V257H182ZM75 256H73V259H76V258H74ZM123 257V256H122ZM125 257V256H124ZM128 257H130V256H128ZM177 258V259H175V261H174V264H184V262L186 261H183L182 259L184 258V257H182V258ZM189 257H190V260H189ZM203 257V258H202ZM242 257V256H241ZM262 257V256H261ZM263 257H264V255H263ZM38 258H41V255L38 257ZM72 258V257H71ZM70 258V259H71ZM111 258H112V256H111ZM113 258H115V256L113 257ZM133 258V257H132ZM139 258V257H138ZM158 258V257H157ZM186 258V257H185ZM194 258V259H193ZM51 259V258H50ZM55 259V258H54ZM63 259V258H62ZM67 259V258H66ZM69 259V260H70ZM83 259V258H82ZM96 259V258H95ZM103 259H105L104 258V255H103ZM126 259H127V257H126ZM136 259V258H135ZM155 259H156V257H155ZM263 259V258H262ZM34 258L33 257H31V258H29V261H30V264H34ZM79 260V259H78ZM107 260V259H106ZM120 260H122L123 261V259H120ZM138 260V259H137ZM136 260V261H137ZM143 260H145L144 262H143ZM147 260V261H146ZM158 260V259H157ZM162 260V259H161ZM264 260V259H263ZM39 261V260H38ZM41 261V260H40ZM54 261V260H53ZM95 261H98L99 262V264H102V259H101V256H99ZM94 261V262H95ZM127 261H130V260H127ZM158 261H160V260H158ZM157 261V262H158ZM192 261H191V263H192ZM76 262V261H75ZM113 261H111V263H112ZM124 262H125V259H124ZM131 262V261H130ZM130 262H127V263H130ZM138 262V261H137ZM161 262V261H160ZM258 262V261H257ZM264 262V261H263ZM105 263V262H104ZM141 263H139V264H141ZM195 263H193V264H195ZM85 264V263H84ZM87 264V263H86ZM109 264V263H108ZM135 264H137V263H135ZM148 264H154L153 262L152 263H148ZM187 264H189V263H187ZM236 264V263H235Z\"/></svg>",
  "mask_w": 264,
  "mask_h": 264
}]
</instances>
